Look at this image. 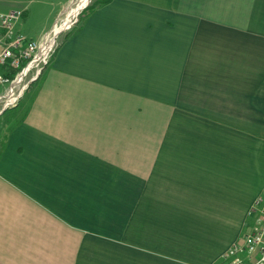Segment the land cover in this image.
<instances>
[{"label":"crops","instance_id":"obj_1","mask_svg":"<svg viewBox=\"0 0 264 264\" xmlns=\"http://www.w3.org/2000/svg\"><path fill=\"white\" fill-rule=\"evenodd\" d=\"M262 195L264 0H112L0 115V264H219Z\"/></svg>","mask_w":264,"mask_h":264},{"label":"built area","instance_id":"obj_2","mask_svg":"<svg viewBox=\"0 0 264 264\" xmlns=\"http://www.w3.org/2000/svg\"><path fill=\"white\" fill-rule=\"evenodd\" d=\"M74 10L63 15L65 18L60 16L41 42L17 30L24 10L0 12V115L5 112L4 104H12L13 108L19 103L48 65L59 35L77 22H73ZM248 216L252 219L248 231L221 256L219 264H264V195L255 199Z\"/></svg>","mask_w":264,"mask_h":264},{"label":"rangeland","instance_id":"obj_3","mask_svg":"<svg viewBox=\"0 0 264 264\" xmlns=\"http://www.w3.org/2000/svg\"><path fill=\"white\" fill-rule=\"evenodd\" d=\"M14 1H16L17 3L16 5L12 6V8H23L24 6H26L24 4H27V2L24 3L23 0H0V12L5 11L7 10V8L10 7H8L9 4H5L4 2ZM95 1L96 0H79L77 3H75L73 7H70L68 12L64 16H66L75 8V10L72 12V15L74 17L73 22H77L72 26L70 30H67L61 35H59L55 49H57L59 42L61 41V37L64 36L66 33L72 31L79 25L83 15L87 12L86 9L91 6ZM62 2H64V0H34L33 3L29 5L31 9L30 14L25 20H22L19 25V28L23 32L22 34L28 39H32L39 42L41 39L40 36H42L43 33L49 32V30L52 29H49L51 26V22L53 20V17L60 10ZM64 16H62L61 18H63ZM10 108H12V105L8 107L7 110ZM7 115L9 114L7 113Z\"/></svg>","mask_w":264,"mask_h":264},{"label":"trees","instance_id":"obj_4","mask_svg":"<svg viewBox=\"0 0 264 264\" xmlns=\"http://www.w3.org/2000/svg\"><path fill=\"white\" fill-rule=\"evenodd\" d=\"M112 0H96L91 6H89L86 10L92 12L95 10L97 7L101 5H105L110 3Z\"/></svg>","mask_w":264,"mask_h":264},{"label":"bare ground","instance_id":"obj_5","mask_svg":"<svg viewBox=\"0 0 264 264\" xmlns=\"http://www.w3.org/2000/svg\"><path fill=\"white\" fill-rule=\"evenodd\" d=\"M73 16V15H72ZM12 104H4V111L7 110L8 107H10Z\"/></svg>","mask_w":264,"mask_h":264}]
</instances>
